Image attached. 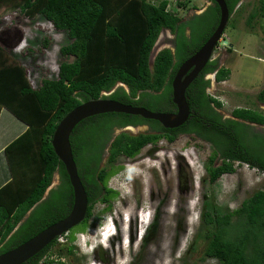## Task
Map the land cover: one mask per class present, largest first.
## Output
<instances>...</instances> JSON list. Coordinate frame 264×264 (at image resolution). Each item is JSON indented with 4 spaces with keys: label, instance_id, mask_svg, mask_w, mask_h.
I'll return each mask as SVG.
<instances>
[{
    "label": "trees",
    "instance_id": "trees-1",
    "mask_svg": "<svg viewBox=\"0 0 264 264\" xmlns=\"http://www.w3.org/2000/svg\"><path fill=\"white\" fill-rule=\"evenodd\" d=\"M239 1L224 0L229 15ZM173 2L0 0V6L18 10L28 18L41 15L56 31L65 33L69 42L59 53L73 58L59 64L56 79H43L33 89L25 69L9 62L0 52V110L5 109L26 126L3 150L10 180L0 188V254L21 245L70 211L72 188L51 146L57 124L69 111L99 98L152 112L171 113L175 109L171 102L172 79L182 63L213 33L219 10L210 0L202 13L183 20L178 15L180 10L172 11ZM175 3L183 9L188 0ZM247 25L252 28L254 24L249 20ZM162 30L174 36V49L160 50L149 65L152 48ZM43 45H48L46 39ZM229 73L225 67L218 68L216 60L205 65L186 89L190 114L178 128L165 129L156 121L121 113L93 116L74 128L70 148L88 205L79 230L73 228L67 233L69 243L75 240L76 231L89 228L96 203L107 204L105 211H108L110 201L117 197L107 183L121 169L115 166L118 159H133L144 148L160 141L172 144L180 136H188L208 144L211 153L205 171L210 184L234 173L235 163L264 173V133L251 127V124L264 127V114L236 108L230 112V118H224L219 113L222 104L208 92L211 81L205 79L207 75L215 74L214 81L220 83ZM109 92L110 95L102 96ZM257 101L264 103V88ZM141 124L149 126L152 133L136 136L121 133L110 142L114 126ZM104 152L106 162L98 170ZM55 173L59 183L43 199ZM200 221L197 238L203 243V260L212 259L218 264H264V191L255 192L234 212H221L206 201ZM53 249L58 256L75 257L74 247L70 245L62 253L64 247L56 238L23 264H67L59 257L49 259Z\"/></svg>",
    "mask_w": 264,
    "mask_h": 264
},
{
    "label": "rangeland",
    "instance_id": "rangeland-1",
    "mask_svg": "<svg viewBox=\"0 0 264 264\" xmlns=\"http://www.w3.org/2000/svg\"><path fill=\"white\" fill-rule=\"evenodd\" d=\"M150 1L157 3L160 0ZM247 3L246 0L231 21L236 29L245 27L249 9L244 11L243 7ZM210 4V0H188L178 15L183 20L189 19ZM172 8H175L173 3ZM228 28L222 40H232ZM263 31L264 22L247 31L249 35L245 30L240 35L237 30L233 31L240 39L234 47L236 50L231 53L219 51L224 48L220 41L218 50L213 53L212 60L218 61V67H225L230 72L220 83L214 81V75L207 76L211 81L208 92L222 104L219 113L225 118H230V112L236 108L258 110L264 114V103L257 101V95L264 88ZM251 34L261 36L257 39V35L252 37ZM171 38L169 31L163 30L158 50L171 48L164 42ZM45 39L47 46L43 45ZM68 42L67 35L56 31L41 15L28 18L18 10L0 6V52L9 58V62L25 69L33 89L38 88L43 79H56L61 62L73 60L59 53ZM20 123L5 109L0 110V147L15 138ZM251 125L256 131L264 130L262 126ZM210 153L208 144L180 136L172 144L160 141L146 147L133 159H118L115 166L121 169L107 183V187L117 193L110 201L109 210L105 211L107 204L96 203L89 228L84 232L76 231L71 243L67 240L68 235L58 241L64 247L62 253L66 247L73 246L75 257L58 256L53 249L49 259L59 257L67 264H90L91 260H87L84 252L92 243L97 245L96 259L101 264H218L212 259H202L203 243L197 238L204 203L212 202L221 212H234L255 192L264 191V173L235 163L234 173L225 174L210 184L205 171ZM106 156L107 152H104V159ZM217 163L219 161L215 165ZM58 183L59 176L55 173L52 189ZM83 241L86 247H82Z\"/></svg>",
    "mask_w": 264,
    "mask_h": 264
},
{
    "label": "water",
    "instance_id": "water-1",
    "mask_svg": "<svg viewBox=\"0 0 264 264\" xmlns=\"http://www.w3.org/2000/svg\"><path fill=\"white\" fill-rule=\"evenodd\" d=\"M212 1L216 4L219 10L217 26L205 43L190 58L182 63L172 79L171 102L175 106V112H152L142 107L126 105L117 101L99 98L81 103L69 111L59 121L51 138V146L56 157L63 164L72 188V205L70 211L66 217L46 227L21 245L0 254V264H23L27 262L29 259L40 253L56 238L80 225L85 219L88 205L87 197L84 187L78 177L77 168L70 148V136L74 128L80 122L87 118L107 113H121L139 116L142 119L156 121L165 129H175L186 122L190 114L185 95L186 89L202 71L205 65L212 60L214 50L218 43L221 41L225 47L228 44L226 40H222L229 19L227 6L224 0ZM158 39L152 48L149 57V65H152L156 54L160 51L157 48ZM108 95L109 94L106 93L103 94V96ZM51 185L45 192L43 199L52 189ZM28 214L29 212L24 219ZM15 229H17V227Z\"/></svg>",
    "mask_w": 264,
    "mask_h": 264
},
{
    "label": "flooded vegetation",
    "instance_id": "flooded-vegetation-1",
    "mask_svg": "<svg viewBox=\"0 0 264 264\" xmlns=\"http://www.w3.org/2000/svg\"><path fill=\"white\" fill-rule=\"evenodd\" d=\"M246 0H240L238 3H237V5L234 7V9H233V12L229 15V19H228V23H227V25H226V28L225 29H227L230 25V27L228 28L229 29V31H228V35L230 36V38L232 39V40H229V39H227V46L225 47L224 45V48H220L219 49V51H221L222 49L223 50H225L227 53H231V52H234L236 49L234 48L235 47V45H237L238 43H240V39H239V36L238 35H240L241 33H244V30L246 31V33H247V35H249L248 34V32L247 31H249V30H254L255 28H256V26L257 25H261V23H263L264 22V10H262V7L264 6V0H252V2H249V1H251V0H247L248 1V3H247V5H246V7H243V10L245 11L246 10V8L247 9H249V10H247L248 11V13H247V15L245 16V21H244V23H245V27H244V29H236L235 28V26L233 25V23L231 22L232 21V19L234 18V16H235V14H237V11L239 10V8L243 5V3L245 2ZM261 10H262V12H261ZM261 12V15L259 14ZM202 13V12H201ZM251 14H255L254 16L253 15H251ZM251 16H253L252 17V19H250L251 18ZM249 20H251V22H252V24H254L253 25V27L252 28H250L248 25H247V23H248V21ZM263 27L261 26V29H262ZM238 31V35H235L234 34V32L233 31ZM224 31H226V30H224ZM230 31H231V33H232V35L230 34ZM162 32H163V30H162ZM161 32V33H162ZM264 32V31H263ZM160 33V34H161ZM170 33V32H169ZM240 33V34H239ZM171 34V33H170ZM252 35V37H256L255 35H257V34H251ZM160 36L161 35H159V39H160ZM172 36V35H171ZM258 36H261V35H257V39H259L258 38ZM159 39H158V41H159ZM243 40V39H242ZM164 42L165 43H168L169 45H170V47L171 48H169V49H171L172 51H173V49H174V36H172V38L171 39H165L164 40ZM161 43H163V41H161ZM218 46H219V43H218V45H217V47H216V49L218 50ZM243 46H246V45H243ZM244 48L245 47H242L241 49L242 50H244ZM247 48V47H246ZM256 49H258V46L257 47H255ZM214 52H215V50H214ZM217 63H218V61H217ZM219 66V65H218ZM219 68V67H218ZM212 75H214L215 76V74H212ZM207 76H209V75H207ZM205 77V79H207V80H210L208 77ZM106 94H111V92H109V93H106ZM102 96H103V94H102ZM260 104H263V103H260ZM175 111V109L173 108V110H172V112H174ZM171 112V113H172ZM221 114V113H220ZM225 118V117H224ZM112 131H111V139H110V142H112V140L116 137V136H118L119 134H121V133H129L130 135H132V136H136V135H138V134H141L140 132H142V133H152V131L150 130V127L149 126H147L146 124H141V125H136V126H133V125H127V126H125V127H117V126H114V128H112L111 129ZM169 130H172V129H169ZM259 132H262V133H264V130L263 131H259ZM106 158H107V156H106ZM105 160V161H104ZM106 162V159H104V155L102 156V158H101V161H100V163H99V166H98V170H101L103 167H104V163ZM76 233V232H75Z\"/></svg>",
    "mask_w": 264,
    "mask_h": 264
},
{
    "label": "crops",
    "instance_id": "crops-1",
    "mask_svg": "<svg viewBox=\"0 0 264 264\" xmlns=\"http://www.w3.org/2000/svg\"><path fill=\"white\" fill-rule=\"evenodd\" d=\"M20 124H21V126L20 125L17 126V131H18L17 136L21 135L26 130V126L24 124H22V123H20ZM9 143H7L6 145H2L0 147V188L2 186H4L10 180V174H9V171H8V168H7L6 160H5L4 156H3V150Z\"/></svg>",
    "mask_w": 264,
    "mask_h": 264
},
{
    "label": "clouds",
    "instance_id": "clouds-1",
    "mask_svg": "<svg viewBox=\"0 0 264 264\" xmlns=\"http://www.w3.org/2000/svg\"><path fill=\"white\" fill-rule=\"evenodd\" d=\"M150 206V205H149ZM147 213L148 214H152V211H151V213H149L148 211H147ZM126 226H128V220H127V223H126ZM125 226V227H126ZM87 230V229H86ZM68 233V232H67ZM67 233H64L63 235H61V236H64V235H67ZM142 233H143V230H142ZM75 235V234H74ZM61 236H59V237H61ZM142 236V235H141ZM58 237V238H59ZM82 247H86V243H84V241H83V245H82ZM96 252H97V245H95V244H92L91 243V245L89 244V247H88V250L87 251H85L84 253H85V256H86V258H87V260H91V263L90 264H101V262L98 260V259H96L97 258V256H96ZM116 262V261H115Z\"/></svg>",
    "mask_w": 264,
    "mask_h": 264
},
{
    "label": "built area",
    "instance_id": "built-area-1",
    "mask_svg": "<svg viewBox=\"0 0 264 264\" xmlns=\"http://www.w3.org/2000/svg\"><path fill=\"white\" fill-rule=\"evenodd\" d=\"M168 1H169V2H171V1L173 2V1H174L173 4H174L175 8H174V10H172V11H179V10H180V9L176 6L175 0H168ZM169 9H170V8L168 7L167 10L169 11ZM62 238H63V236L59 237V238H58V241H61Z\"/></svg>",
    "mask_w": 264,
    "mask_h": 264
}]
</instances>
